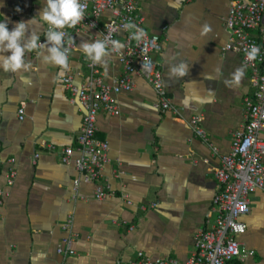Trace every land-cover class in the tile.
<instances>
[{"label": "crops", "instance_id": "obj_1", "mask_svg": "<svg viewBox=\"0 0 264 264\" xmlns=\"http://www.w3.org/2000/svg\"><path fill=\"white\" fill-rule=\"evenodd\" d=\"M135 1L145 30L162 38L163 49L153 56L180 116L158 110L149 82L131 75L132 90L115 95L119 114L98 112L95 136L107 141L108 159L98 177L86 181L76 169L78 152L62 161V148L76 146L82 107L63 81L54 79L60 68L42 61L54 46L48 40L54 31L42 19L47 0H0V22L4 15L9 17L11 31L16 22L34 18L20 42L28 44L34 34L43 46L41 55L39 49L26 52L28 72H5L0 67V188L5 192L0 204V264L64 261L56 247L68 219L75 235L74 254L67 258L71 264H124L139 251L152 259L184 262L195 252L201 230L213 229L211 205L217 188L213 169L229 151L232 133L242 127L243 100L253 91L240 54L224 51L230 38L224 25L230 0ZM110 15L108 10L101 13L97 27H82L75 34L68 69L77 87L89 79L80 45L99 40ZM206 25L210 31H205ZM116 36L121 42L125 34ZM107 48V70L98 67L104 82L111 84L123 68ZM9 54L0 51V56ZM181 61L189 66L188 74L170 78V67ZM241 67L242 80L226 86ZM21 106L23 119L18 117ZM192 115H200L211 146L186 123ZM260 135L264 138V128ZM46 144L54 147L48 150ZM35 153L39 156L33 163ZM9 158L12 167L6 162ZM10 168L16 174L7 186ZM97 185L106 191L101 199L94 195ZM241 220L246 230L238 237L240 251L253 254L235 264H264V185L249 195V212Z\"/></svg>", "mask_w": 264, "mask_h": 264}, {"label": "built area", "instance_id": "obj_2", "mask_svg": "<svg viewBox=\"0 0 264 264\" xmlns=\"http://www.w3.org/2000/svg\"><path fill=\"white\" fill-rule=\"evenodd\" d=\"M80 3L85 5L84 19L75 27L47 26L48 30L64 34L58 47L67 56L75 49L76 32L82 27H97L99 16L107 10L111 15L102 24L99 40L105 41L107 47L112 49L111 39L118 40L116 35L119 32L125 34L121 41L125 48L120 53L114 52L122 65L123 74L113 83H105L98 65H92L89 60L87 61L89 79L86 84L77 87L73 83V74L69 69L62 79L70 93L78 97L82 107L76 146L62 148V161L67 162L73 151L78 152L75 158L76 169L83 174L84 180L91 181L98 177L102 164L108 159L107 141L97 139L95 136L98 112L103 110L109 114H119L115 95L132 90L131 75H140L149 82L156 95L155 107L158 110L170 111L180 116V108L170 102L162 70L153 56V53L162 51V38L145 30V18L136 1L80 0ZM129 21L147 33L140 43L132 39L134 29L124 30L123 26ZM224 25L230 35L228 43L224 45V51H235L240 54L241 64L249 71L253 91L243 100L242 127L232 133L229 151L221 155L219 166L213 169L217 183L211 205V210L215 213L214 227L210 230H201L195 238V252L184 262L173 258L152 259L139 251L135 259L124 264H235L237 259L253 254V251L241 253L238 237L246 230V224L241 220V216L249 212V195L264 185V138L260 135L264 128V0H230ZM251 30H257V33L252 34ZM69 37L73 40L71 45L68 43ZM252 45L259 48V56L255 61H248L246 50ZM18 115L19 119H23L22 106L18 108ZM200 119V115H192L186 123L201 141L211 146ZM45 147L51 150L54 145L46 144ZM38 156V153L34 154L33 163ZM6 162L12 167V158ZM15 174L12 168L6 171L7 186L13 184ZM73 183L76 186L78 180L75 179ZM4 194L0 188V204ZM94 195L101 199L106 196V191L97 185ZM155 205V202L151 203V206ZM142 208L145 209L144 206ZM70 225V219L62 224L63 236L57 244L56 252L63 255L65 260L59 264H71L67 258L74 254L75 235L71 232Z\"/></svg>", "mask_w": 264, "mask_h": 264}, {"label": "clouds", "instance_id": "obj_3", "mask_svg": "<svg viewBox=\"0 0 264 264\" xmlns=\"http://www.w3.org/2000/svg\"><path fill=\"white\" fill-rule=\"evenodd\" d=\"M48 10L43 13L42 19L49 23L50 27L55 28H68L75 27L84 19V8L85 5L80 3V0H47ZM20 12L21 9L17 7L15 9ZM16 22L13 29L10 31L8 24L11 22L10 18L4 15L3 21L0 22V51L10 53L6 57L0 56L2 64L0 67L5 72H28L31 68L30 63L26 62L24 57L26 52H33L39 49L38 55H41L43 46L38 45V38L33 34L30 37L28 44H21V40L25 37V33L29 28L31 21ZM125 31L132 32V39L137 43H140L147 35L144 29L138 27L135 23L129 21L124 26ZM205 31H210V28L206 25ZM63 33L51 32L48 35V40L53 42L54 46L49 48L48 51L51 53L49 56H43L42 61L48 63L51 61L55 66L60 68V71L56 74L55 80H62L66 74V70L69 67L68 56L65 52H62L58 46L62 43ZM69 45L73 43L71 37L68 40ZM112 49L115 53H120L125 45L119 40L111 39ZM85 58L91 62L92 65H100L107 70L108 61L104 57L109 55V50L105 41L96 40L94 43H83L80 45ZM259 56V48L255 45L250 46L246 50V59L248 61H255ZM189 72V66L183 61L179 64L173 65L169 69L170 78H183ZM244 76L243 67L237 68L232 74V79L225 81L226 86L231 83H239Z\"/></svg>", "mask_w": 264, "mask_h": 264}]
</instances>
